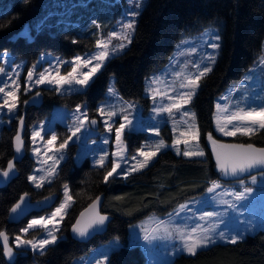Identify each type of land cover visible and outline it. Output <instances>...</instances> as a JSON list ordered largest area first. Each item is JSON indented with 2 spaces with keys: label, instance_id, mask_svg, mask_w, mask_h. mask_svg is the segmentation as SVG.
<instances>
[{
  "label": "trees",
  "instance_id": "trees-1",
  "mask_svg": "<svg viewBox=\"0 0 264 264\" xmlns=\"http://www.w3.org/2000/svg\"><path fill=\"white\" fill-rule=\"evenodd\" d=\"M100 2L113 3L114 0H0V53L7 51L13 58L24 60L26 72L43 53L72 57L93 51L103 32L111 30L104 24V12L96 7ZM81 5H85L82 27L76 26L75 19L62 17V12ZM214 21L222 24L219 55L212 70L201 78L199 90L190 103L195 113L199 141L205 150L204 158H187L165 148L144 169L113 174L105 181V175L111 171V163L103 167L93 165L88 157L76 163V143H72L67 145L66 158L58 164L49 182L39 189L31 186L28 175L34 161L28 153V126L48 116L56 105L72 109L86 103L89 119L96 120L97 128H101L95 111L96 103L104 96L112 75L115 76L118 94L138 101L142 113H147L151 101L144 94V77L167 62L181 32ZM25 27L29 28L30 37L22 34ZM263 38L264 0H147L129 46L109 58L83 90L62 94L54 88L42 86L23 93L22 87L18 97L19 107L35 91H41L43 97L40 106L27 103L23 106L27 153L16 164L17 176L0 187V232H5L9 240L20 235L26 221L8 223L7 215L24 192L30 193L33 198L55 192L59 202L61 189L67 185L72 203L61 219L58 240L48 245L43 254L41 251L26 249L23 252L21 248H16L18 256L13 262H8L0 246V264H73L75 258L90 253L112 238H118L119 245L111 252L107 264H143L139 245H128L131 224L152 212L165 214L171 211L180 203L202 194L214 181L229 186L249 176L225 178L217 166L208 135L211 134L219 142L217 150L221 152L219 145L224 140L264 147V130L250 136L237 134L224 138L213 129L216 98L248 70L261 49ZM22 114L18 110V118ZM16 123L17 119H12L0 129V169L12 157L11 139ZM160 130L169 142L171 134L168 125L164 124ZM54 132L57 144H62L68 136L67 127L59 122L54 124ZM144 135L142 131L123 132L128 152L140 145L138 139L132 138L139 136L144 139ZM100 194H103L100 211L111 216L106 230L86 242L73 239L70 227L77 214ZM41 231L40 228L31 230L25 238L31 239ZM170 264H264V228L246 235L235 244L215 243L198 250L196 255L181 253Z\"/></svg>",
  "mask_w": 264,
  "mask_h": 264
},
{
  "label": "rangeland",
  "instance_id": "rangeland-1",
  "mask_svg": "<svg viewBox=\"0 0 264 264\" xmlns=\"http://www.w3.org/2000/svg\"><path fill=\"white\" fill-rule=\"evenodd\" d=\"M137 2L141 4L140 8H136ZM146 2L147 0H131V2L130 0H114L113 3L100 2L96 5V7L102 9L105 14L106 20L104 24L106 28L111 29L108 33L103 32V35L98 39L99 41L108 42L109 44L107 51L110 55L103 62V65L109 58L122 53L129 46L131 42L129 43L128 40L123 39V36L125 32H128L131 34L132 39L139 14ZM84 7L85 5L76 6L71 11L67 9L66 12H62V17L75 19L76 26L79 27L85 19V15L82 13ZM91 8H95V6H92ZM131 12H138L139 14L133 17L130 14ZM131 21H135L133 29L126 30L122 27L124 24ZM221 30V22L214 21L194 30L183 31L180 33L172 47L167 62L152 70L143 79L144 94L148 96L151 101L150 109L145 114L142 113V108L138 101L125 99L118 94L115 85V76L112 75L109 79L104 96L96 103L95 111L98 115V120L101 123V128H97L96 126L94 129L90 126L91 119H89L87 112L88 106L86 103L79 104V106L82 112L87 113L88 119H84L81 116V112L77 111V106L72 109L67 108L68 110H66L65 107L62 109L55 106L48 116L40 121H35L28 126V153L34 161L32 170L28 175V180L29 176L35 177L34 181L29 180L31 186L34 189H39L49 182L53 176L51 169L54 167L56 170L58 164L66 158L67 145L72 143H76L74 156L76 163H81L85 157H88L91 164L101 166L99 161L101 157H103L104 164H107L108 162L111 163V169L113 161L120 165V168H118L114 174L121 172L128 174L133 171L132 169L138 166V162L144 160V157L140 156L139 152L155 151L156 145L161 140L164 141L165 147L161 148L159 152L165 148H170L177 155L184 156L183 151L185 148L194 151L197 150L196 145L198 144L199 150H202L204 155L187 158H204L205 150L202 147L199 138L193 139L191 135L188 134L189 125L194 123L195 127L192 131L198 129L196 120L193 122L190 116L183 115L185 111L194 113L190 107V103L199 90L201 80L199 81V87L196 89L195 95L191 98L189 103L185 104L181 100H176L174 98L178 97L181 92H188L191 90L190 88L182 89L180 87L181 83L187 82L186 77H194L198 75L199 71L205 65H211V68H213L222 44ZM112 32H115L118 35L116 37H110L109 34ZM22 34L28 37L31 36L28 27H25L22 30ZM215 35H219L220 39L218 41L214 39L210 40V37ZM121 43L125 45L122 50L118 49V46ZM209 43H218L219 48L213 49L208 46ZM193 48H195L194 52L191 51ZM113 49H117V51L113 53ZM101 50V48L97 47L96 42L93 51L84 54H77L72 57H64L62 55H54L51 53L40 54L34 64L36 67L31 80L28 79V71L33 69L34 65L30 66L25 72L24 60L15 59L9 54V52L2 51L0 53V68L4 69V71L0 72V87L5 88V92H14L15 95L14 97H8L5 93H0V129L4 124H9L12 119H18V110L20 114L24 113L25 107L23 106L25 103L23 106L21 105V107H19L18 99L22 87L23 93L32 92L42 86L56 89L57 85L55 83L37 84L36 80L39 78V73L44 72L45 69H49V72L46 74L49 75L50 78L55 79L57 71L61 76H66L67 73L72 70L75 57L94 55ZM210 55H215L216 57L214 64L207 59ZM262 56H264V38L261 44V49L248 70L239 80L228 85L216 98L213 129L215 133L221 137L229 138L232 136H225L217 131L215 114H220L217 112V104H228L230 106L229 112L235 110L237 101H240L241 106L243 107L264 106V65L259 63ZM92 63L95 64L97 61H92ZM197 65H199V67H197ZM88 71H90L89 67L81 66L78 69L77 75L82 79L83 77L79 74ZM176 73H180V75L177 76ZM155 77H159L160 79L157 80L156 83H153L152 81ZM13 81L16 83H13ZM17 85L19 86L17 87ZM110 87L115 90V95L109 93ZM61 88L62 90L58 93L64 94L80 91L85 87H81L73 81L70 85H62ZM221 97H227V99H221ZM185 99H187V97H185ZM5 100H8L9 103L16 104V107L12 109L11 112L4 104ZM172 103L181 104L179 111L173 109L170 114L167 111L159 110L161 108H166ZM101 107L105 109L103 115L98 111ZM109 111L116 112V115L111 117V119H109L107 115V112ZM125 116L127 117V120L124 119ZM77 117L80 119L77 120ZM253 119L259 120L260 117L255 116ZM81 121L83 122V127L80 128L79 132H76L75 136H72V132L75 128L79 127ZM105 121H107L108 125H111V131L108 130ZM56 122L62 123L67 127L68 136L66 139L72 136V139L68 140L67 145L63 149H60V144H57L56 141L51 145L47 143L52 134L55 133L54 124ZM120 124H125L126 126L121 134L122 143L118 144L115 129L118 128ZM164 124H167L170 130L171 140L169 142L165 139V136L160 130ZM231 128L232 126L229 125L228 130H231ZM34 131L39 132L40 135L33 138ZM124 131H131L134 133L142 131L145 133L144 139L139 138V136L132 138L133 140L138 139V142H140L139 147L135 148L132 152H128L127 145L123 140ZM182 133H185V135H182ZM106 140L111 141V144L108 145V142L103 143ZM177 140L180 141V143L175 144L174 141ZM185 140L189 141L188 145L184 144ZM178 148L180 149L179 154L177 152ZM159 152H157L156 156ZM117 153L120 154L118 155ZM156 156L152 157L145 167H147ZM60 157H62V159H60ZM133 157H135V159H133ZM57 159L58 163L54 164V160ZM41 177H43V180H41ZM253 177L256 178L255 183L252 181ZM241 181H243V185L241 184ZM218 183L219 182H216L217 185ZM37 184H40L41 186L37 187ZM235 185L241 186V191L243 190V187H250L254 191L246 200L236 201L232 195V193L236 192L235 187L219 184L218 187L209 192L208 189L213 187V184H211L202 194L180 203L171 211L165 214L152 212L131 224L128 229V245H139L144 257L143 264H170L177 255L181 253L188 254L187 252L182 251L184 243L182 236H187L191 233V229L197 225H199V228H197L195 233H192L193 235L201 237L204 235L213 236L216 239V243H228L227 241L218 239V234L221 231L228 235L242 232L243 235L241 239H243L246 235L253 234L257 230L264 228V171L249 175L241 180H236ZM61 191L62 197L53 209L31 216L22 229L27 228L30 221L40 220L41 217L45 218V220H49L50 218V222L46 224L42 222L41 225L31 228L27 232H24L21 229L20 235H18L21 240L38 242L40 239H50V237H48V232L55 235L58 240L57 230L61 223V215L62 217L64 216L66 210L72 203L71 199L68 200V197L70 196L68 186L67 196L65 195V185L62 187ZM65 201H67L69 205L67 209L62 214L53 217L52 213ZM229 204L236 205L235 209L230 208ZM181 205H184L185 207L182 209ZM205 212H216L218 215L207 217L204 215ZM39 228L42 229L39 235L31 239L25 238V235L29 231ZM245 229L248 230L245 231ZM145 236L148 237L147 240L144 239ZM16 238L17 236L12 239V245L15 248H21L23 252L26 249L40 252L39 249L33 250L31 245H21L17 247L18 241ZM118 245V238H112L106 244L90 251V253L78 256L75 258L73 264H107L111 252L118 247ZM105 256L107 259H105Z\"/></svg>",
  "mask_w": 264,
  "mask_h": 264
},
{
  "label": "snow or ice",
  "instance_id": "snow-or-ice-1",
  "mask_svg": "<svg viewBox=\"0 0 264 264\" xmlns=\"http://www.w3.org/2000/svg\"><path fill=\"white\" fill-rule=\"evenodd\" d=\"M131 2V0H130ZM141 4L139 2L136 3V8H140ZM133 17L137 16L139 13L138 12H131L130 13ZM93 23L95 24L96 22L93 21ZM134 23L135 21H131L128 22L126 24H124L122 27L126 30H130L134 28ZM207 31V30H206ZM118 34L115 32H112L109 34L110 37H116ZM123 39H126L129 41V43L131 42V34L128 32H125ZM216 40L218 41L220 39L219 35H215L213 37H210V40ZM208 46L212 47L213 49H218L219 48V44L218 43H209ZM97 47L101 48L102 50L99 51L98 53L94 54V55H86L84 57L81 56H77L74 58L73 60V67L72 70L70 72L67 73L66 76H61L59 74V72L57 71V75L55 77V79L50 78L49 75H47L46 73L49 72V69H45L44 72L39 73V78L36 80L37 84H44V83H55L57 85L55 91L60 92L62 90L61 86L62 85H70L73 81H75V83L77 85H80L81 87H86L90 80L92 79L93 76H95V74L101 69L103 62L109 57L110 53L107 51L109 44L108 42H102V41H97ZM125 47V45L123 43L119 44L118 49L122 50ZM117 51V49H113L112 52L115 53ZM191 51H195V48L191 49ZM208 60H210L212 62V64L215 63V55H210L207 57ZM92 61H97V63L93 64ZM64 63V62H61ZM259 63L261 65H264V56H262L259 60ZM83 66V67H89L90 71L88 72H83L80 73L79 75H81L83 78H79L77 73H78V69ZM35 65L33 66V69H30L28 71V79L31 80L33 78V74H34V69H35ZM197 67H199V65H197ZM212 70L211 65H205L200 71L199 74L196 76H189L186 77V83H181L180 87L183 88H190L191 90L188 92H181L179 94L178 97H175L174 99L176 100H181L183 103H189L191 98L195 95V91L196 89L199 87V81L201 80L202 77H204L207 73H209ZM4 69L0 68V72H3ZM177 76L180 75V73H176ZM159 77H155L153 79V83H156L157 80H159ZM13 83H16L15 81H13ZM19 85H17L18 87ZM151 91V89H150ZM0 93H5L6 96L8 97H14L15 93L8 91L5 92V88L0 87ZM109 93L115 95V90L113 88H109ZM185 97H187V99H185ZM221 99H227V97H221ZM25 103H27V101H25ZM4 104L9 108V111L11 112L12 109H14L16 107L15 103H9L8 100L4 101ZM217 112L220 114H215V120H216V125H217V131L221 132L223 135L225 136H236L237 133H239L240 135L243 136H250L252 134H254L255 132L259 131V130H264V106H258V107H251V106H247V107H243L241 106V102L237 101L236 105H235V110L229 112V105L228 104H217ZM181 108V104L180 103H172L169 106H167L166 108H161L159 109L160 111H167L171 114L173 109H176L177 111H179V109ZM77 111L81 112V116L84 119H88V115L86 112H82L80 109V106H77ZM98 111L103 115L105 113V109L103 107L99 108ZM107 115L109 117V119H111V117L116 115L115 111H109L107 112ZM184 116H190L191 119L195 120V113H189L187 111H185L183 113ZM255 116H259L260 119L259 120H255L253 119V117ZM80 118L77 117V120H79ZM125 120H127V117H124ZM234 122H240V123H234ZM92 124H96L97 121L96 120H92L91 121ZM105 124L108 128L109 131H111V125L107 124V121H105ZM21 125H23V118L21 117ZM231 125L232 128L231 130H228V126ZM125 124H120V126L118 128L115 129V133H116V140L118 142V144L122 143L121 141V134L123 129L125 128ZM83 127V122H80L79 127L75 128V130L72 132V136L76 135V132L80 131V128ZM195 127L194 123L192 125H189V131L188 134L191 135V137L193 139H198L199 138V130L197 129L196 131H192V129ZM40 133L39 132H33V138L39 136ZM182 135H185V133H182ZM72 136L68 137V139H66L62 144H60V149H63L67 143L68 140L72 139ZM16 141H17V147H16V151L17 153H19L21 151L23 142L21 139L20 134L18 133L17 136L15 137ZM57 139V136L55 135V133L52 134L51 138L47 141L48 144H52L53 142H55ZM208 139L209 141H211L212 145H213V151L216 153V159H217V166L218 168L224 173V175H232V176H236L239 173H243L248 171L249 169L252 168H256V167H262L264 168V148H255L252 144H239V145H219V147L221 149H229V151L227 152H221V151H217V145L219 144V142L217 140H215L211 134L208 135ZM108 141L106 140L105 143H107ZM175 144L180 143V141H174ZM189 141L185 140L184 144L188 145ZM165 147L164 141L161 140L159 141V143L156 145V150L155 151H151V152H145V151H140L139 155L144 157V160L142 162H138V166L134 167L132 170L133 171H138L139 169L144 168L148 162L152 159V157L156 156L157 152H159V150L161 148ZM196 149L197 150H188L187 148H185V150L183 151V155L186 157H193V156H203L204 152L202 150H199V145H196ZM177 152L179 154L180 149H177ZM118 155L120 153H117ZM60 159H62V157H60ZM133 159H135V157H133ZM58 163V159L54 160V164ZM99 164L103 167L104 166V158L101 157ZM14 167L13 165V161H9L8 162V171H4L2 174L7 177L9 175V171L12 170ZM120 168V165L118 163H116L115 161L112 162V169L111 171L107 172V174L104 177V180L107 181L108 178L110 176H112L114 173H116L117 169ZM51 173L55 174V168L53 167L51 169ZM29 180L30 181H34L35 177L29 176ZM41 180H43V177H41ZM253 183L256 182V178L253 177L252 178ZM241 184L243 185V181H241ZM40 184H37V187H40ZM218 187V185L216 184V182H213V187L209 188L208 191L211 192L214 190V188ZM253 189L250 187H243L242 191L239 192H235L232 193V195L234 196V199L236 201H243L246 200L248 198V196H250L253 193ZM65 195L67 196V185H65ZM23 199V197L21 198ZM71 197H68V200H70ZM100 198L97 197V200H99ZM227 203V202H225ZM68 202L65 201L63 202L53 213L52 216L55 217L58 214H62L68 207ZM19 207V204L16 205L15 207H13L12 212H15L16 209ZM93 208L95 207V204L92 206ZM185 206L181 205V208L183 209ZM230 208L235 209L236 205L234 204H229ZM83 215V213L81 214ZM205 216L207 217H213L218 215V213L216 212H205L204 213ZM62 215H61V219H62ZM106 217L103 216H98L97 219L92 220L89 224H87L85 227L80 228L77 227L76 225L73 226V231L76 232L80 237H85L88 234V229L92 227L93 224H99V225H103L104 221H105ZM44 222L45 224L50 222V218L49 220H45V218L41 217L40 220H32L29 222L28 227L25 229H22V231L27 232L29 229L37 226V225H41V223ZM80 222L77 221V225ZM197 228H199V225H197L196 227H193L191 229V233H189L187 236H182V239L184 240L183 243V249L182 251L187 252L189 255H196L198 250L207 247L210 244H215L216 243V239L213 236H209V235H204V236H195L192 233H195L197 231ZM248 229H245V231H247ZM204 231H208V230H204ZM243 233H238V234H231L228 235L225 232L221 231L218 234V239L222 240V241H227L228 243H232L235 244L237 243V241L239 239L242 238ZM0 237H4L5 239V252L4 255L11 258L12 256V249L8 247L7 245V237L5 236V234L3 232H0ZM48 237L49 238H45V239H40L38 242H33L31 240H21L19 236H17V247L21 246V245H31L33 250H37L39 249L41 251V254H43V251L46 249V246L51 244V243H55L57 240V237L55 235H52L51 232H48ZM145 240L148 239L147 236L144 237ZM105 259H107V257L105 256Z\"/></svg>",
  "mask_w": 264,
  "mask_h": 264
},
{
  "label": "water",
  "instance_id": "water-1",
  "mask_svg": "<svg viewBox=\"0 0 264 264\" xmlns=\"http://www.w3.org/2000/svg\"><path fill=\"white\" fill-rule=\"evenodd\" d=\"M42 92L37 91L33 94H31L27 100L28 105H34V106H40L42 103ZM21 117L23 118V125H21ZM90 120V126L92 128H96V124H92ZM26 131H27V125L25 123V116L22 114L16 123L14 134L12 135V157L10 158L11 161H13V169L9 171V175L5 177L2 173L4 171H8V161L4 168L0 169V187L6 186L9 182H11L18 174L16 164L19 163L25 154L27 153L26 150ZM20 134L23 145L21 148V151L17 153L16 147H17V141L15 137L17 134ZM239 144H252L255 148H264L262 146L255 145L253 143H244V142H238V141H230V140H224L220 143V145H239ZM229 149H222V152H227ZM264 168L262 167H256L249 169L246 172L239 173L236 176L232 175H224L227 179H237L244 175H252L255 173L263 172ZM23 197V199H21ZM97 197L100 199L97 200ZM94 200H92L89 204H87L83 209L79 211L77 214L75 220L73 221L71 227H70V235L73 239L80 241V242H86L95 235L102 234L111 220V216L105 213H102L100 211L101 205L103 203V194L98 195ZM58 194L57 193H50L45 196H42L40 198H33L32 195L28 192L22 193L19 198L14 202V204L10 207L7 215V222L8 223H19L22 220L27 221L31 216L40 214L42 212H45L47 210L53 209L57 203H58ZM19 204V207L16 209L15 212H12L13 207ZM95 204V207L92 206ZM83 213V215H81ZM98 216L106 217L103 225L99 224H93L91 228L88 229V234L85 237H80L76 232L73 231V226L76 225L77 227L83 228L87 224H89L92 220H95L98 218ZM77 221L80 223L77 225ZM5 236L7 237L6 233L3 232ZM5 239L4 237H0V246L2 248V252L4 255L5 252ZM7 245L9 248L12 249V256L11 258L4 255L5 259L8 262H13L16 257L19 254V251L12 245V240H9L7 238Z\"/></svg>",
  "mask_w": 264,
  "mask_h": 264
},
{
  "label": "crops",
  "instance_id": "crops-1",
  "mask_svg": "<svg viewBox=\"0 0 264 264\" xmlns=\"http://www.w3.org/2000/svg\"><path fill=\"white\" fill-rule=\"evenodd\" d=\"M56 106H58V107H60V108H64V106H59V105H56ZM55 107V106H54ZM66 108V107H65ZM66 110H68L67 108H66ZM57 112V111H56ZM103 143H105V142H103ZM111 144V141H108V145H110ZM211 184H213V183H211ZM210 184V185H211ZM218 185H219V183H218ZM229 186H231V187H235L236 188V192H239V191H241V186H237V185H235V183H233L232 185H229Z\"/></svg>",
  "mask_w": 264,
  "mask_h": 264
}]
</instances>
